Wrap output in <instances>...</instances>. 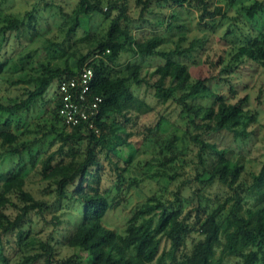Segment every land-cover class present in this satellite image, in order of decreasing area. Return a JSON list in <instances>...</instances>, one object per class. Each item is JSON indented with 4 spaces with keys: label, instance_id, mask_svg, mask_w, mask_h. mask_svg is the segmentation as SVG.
Here are the masks:
<instances>
[{
    "label": "trees",
    "instance_id": "obj_1",
    "mask_svg": "<svg viewBox=\"0 0 264 264\" xmlns=\"http://www.w3.org/2000/svg\"><path fill=\"white\" fill-rule=\"evenodd\" d=\"M151 1L136 0L142 5L141 13L147 10ZM153 1L160 6L195 5L199 9L200 20L217 14L224 16L220 7L211 10L205 0ZM3 2L0 1V6ZM242 8L247 18L253 19L263 13L264 2L254 0ZM126 10V4L115 0H77L72 13L64 21L67 30L78 25L82 17L97 13L108 19L105 36L93 40L92 47L78 58L74 67L65 63L63 67L45 68L46 72L29 79L11 81V85L26 82L30 87L21 91L18 101L9 104L0 102L3 152L19 157L15 168L3 175L0 182L2 263L7 258L2 252L1 236L9 234L13 235V246L21 251L18 264H33L39 260L45 264L55 262V237L49 233L44 239L29 228L34 221L33 216L42 215L50 208L45 199L35 198L26 188L28 178L34 172L49 183L48 191L55 193V202L65 200L73 204V212L67 214L71 219L54 215L55 222H52L55 226L66 225L65 245L87 253L83 260L76 261L70 256L58 260L57 264H264V206L256 207L254 211L248 207L244 213L241 212L248 197L244 192L255 186L264 188V159L258 171L251 172V187L243 189L236 182L237 175L243 170L239 155L227 147H218L207 138L220 132H227L233 139L241 141L249 136L250 132L246 129L251 121L256 120V115L245 109L247 97L232 102L222 91L210 85L209 78L190 82L186 65L172 58L178 51L159 50L160 37L156 35L143 40L134 38L129 29L131 17ZM36 22L33 11L23 15L8 13L0 16V70L10 60L5 57V44L10 41L9 38L13 35L17 40H32L38 33ZM126 51L133 55L164 58V63L149 74L151 78H156L149 82L140 76L142 67L136 63L128 61L120 67L118 59ZM235 51V63H238H234L232 69L226 65L221 72H235L244 61L264 71V27L257 35L246 36ZM88 60L94 71L92 92L103 98L96 123L99 133L66 127L57 115L59 101L55 100L52 110L62 128L49 145L53 146L60 140L59 145L36 160L32 141L19 143L18 134L9 128L10 124L32 109L39 99L43 100L53 80L63 75H74ZM142 83L152 90L159 104L173 102L177 117L184 120L188 141L196 148L194 180L198 183L190 193L181 191L182 187L178 185L171 198L165 194L147 197L132 209L120 228H110L105 225L104 217L116 207V202L108 200L99 190V156L104 154V157H109L114 139L119 138L126 143L129 134L124 123L131 120L130 114L143 115L153 111L152 105L134 94L133 85ZM229 89L233 91L232 87ZM197 100L200 102H195ZM163 120L160 114L155 125L147 127L150 135L160 129ZM177 137L172 132L166 139L164 150H168L171 156L169 159L163 157L162 165L166 160L170 162L176 158L177 147L174 144ZM23 151L28 155L30 167L22 163ZM209 158L216 163L211 171L205 168ZM175 175L169 178L174 181ZM214 181L226 186L224 195L212 198L203 193V189ZM193 233L197 237L192 240L189 251L177 257L187 236ZM163 239L168 241V247L160 250Z\"/></svg>",
    "mask_w": 264,
    "mask_h": 264
},
{
    "label": "rangeland",
    "instance_id": "obj_2",
    "mask_svg": "<svg viewBox=\"0 0 264 264\" xmlns=\"http://www.w3.org/2000/svg\"><path fill=\"white\" fill-rule=\"evenodd\" d=\"M3 1L4 4L0 6V16L8 13L23 15L27 11H33L38 30L30 41L27 38L17 40L12 35L10 41L5 44V57L10 59L0 70V102L5 104L18 101L21 91L30 87L26 82L11 85V81L35 77L46 72L45 68L63 67L65 63L74 67L78 58L92 47L91 42L105 36L108 26V19L101 14L93 13L82 17L78 25L67 30L68 26L64 21L72 13L77 0ZM115 1L126 4V11L131 17L129 29L134 38L143 40L156 35L160 37L157 46L159 50L178 51L172 55V58L186 65L190 82L198 78H209L210 85L222 91L230 101L235 102L247 97L245 109L256 115V120L251 121L247 126L249 136L241 141L233 139L227 132H220L210 134L207 138L218 147H227L239 155L243 170L237 175L236 182L243 189L251 187V172L258 171L264 159V71L247 61L239 64L235 72H221V69L226 65L232 69L235 63V47L244 42L246 36L257 35L264 27V11L255 18L248 19L242 7L251 4L254 0H205L209 9L218 6L224 12V16L217 14L200 20L199 9L195 5L160 6L152 0L147 10L141 13L142 5L137 4L136 0ZM192 41L194 43L191 46ZM118 61L120 67L128 61L141 65L140 76L151 82L156 77L151 78L149 74L156 66L164 63V58L133 55L126 51L121 53ZM211 77L214 79L211 80ZM55 83L56 79L47 88L43 100L39 99L32 109L23 113L21 118H17L18 122L12 121L9 126L18 134L19 143L32 141L36 160L44 152L55 150L60 141L58 140L53 146L49 145L53 136L60 133L62 128L54 118L52 110ZM229 87H232L233 91H230ZM133 91L154 109L143 115L130 114L131 120L124 123L125 131L129 134L126 136V143H122L119 138L114 139L113 150L109 157H104V154L99 156V190L108 200L113 199L116 202V207L109 210L104 217L105 225L110 228H120L132 209L147 197L165 194L171 198L172 191L178 185L182 187L181 191L190 193L198 183L194 180L193 161L196 162L194 157L196 148L188 141L185 122L177 117L175 104L173 102L159 104L153 97L152 90L144 83L139 86L133 85ZM177 92L179 94L180 90ZM160 114L164 117L160 129L150 135L147 127H153ZM172 132L178 136L174 144L177 147L176 158L170 162L166 160L162 165L163 157L169 159L171 156L164 147L166 139ZM147 136L149 137L146 139ZM3 149L0 140V182L1 177L13 170L19 161L17 155H7ZM22 163L30 167L26 151L22 152ZM37 165L38 162L35 166ZM215 166L216 163L212 158L205 163V168L209 171ZM174 173L175 180L172 181L169 176ZM28 181L27 190L35 198L45 199L50 204V208L42 215L33 216L34 221L29 228L44 239L49 233L50 236L55 237L54 264L70 256L76 261L85 259L87 254L85 251L63 243L66 225L55 226L52 222L53 220L55 222L54 215L71 219L67 214L73 212V204L65 200L55 202V193L48 191L49 183L41 180L37 173L33 172ZM226 192V186L218 181L212 182L203 189V193L212 198L224 195ZM244 193L248 194V197L242 206V213L248 207L253 208L254 211L256 207L264 206V188L255 186ZM12 236V234L1 236L2 252L7 261L2 263L0 259V264H18L21 261V251L13 246ZM196 237L194 233L187 236L185 244L177 252V257L189 251L191 242ZM167 247L168 241L163 239L160 250ZM33 264L45 263L39 260Z\"/></svg>",
    "mask_w": 264,
    "mask_h": 264
},
{
    "label": "built area",
    "instance_id": "obj_3",
    "mask_svg": "<svg viewBox=\"0 0 264 264\" xmlns=\"http://www.w3.org/2000/svg\"><path fill=\"white\" fill-rule=\"evenodd\" d=\"M88 62L85 61L74 75H63L56 80L53 101H59L57 115L66 127L98 134L96 123L103 98L92 92L94 71Z\"/></svg>",
    "mask_w": 264,
    "mask_h": 264
}]
</instances>
